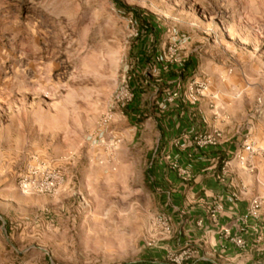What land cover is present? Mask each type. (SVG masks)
<instances>
[{"label": "rangeland", "instance_id": "rangeland-1", "mask_svg": "<svg viewBox=\"0 0 264 264\" xmlns=\"http://www.w3.org/2000/svg\"><path fill=\"white\" fill-rule=\"evenodd\" d=\"M102 128L120 137L113 153L94 143ZM216 129L224 142L196 143ZM246 139L264 149V0H0V264H176L182 250L183 264H264V202L259 219L220 228L229 243L250 227L247 251L179 240L188 224L218 223L234 189L264 201V155L251 173L234 158ZM168 141L189 149L185 164L166 157ZM35 159L64 173L51 194L18 184ZM197 160L213 166L207 189ZM162 213L170 238L152 231Z\"/></svg>", "mask_w": 264, "mask_h": 264}, {"label": "built area", "instance_id": "built-area-1", "mask_svg": "<svg viewBox=\"0 0 264 264\" xmlns=\"http://www.w3.org/2000/svg\"><path fill=\"white\" fill-rule=\"evenodd\" d=\"M122 91L124 96L120 97L119 94L116 96V103L120 106H126L134 96L130 91L128 85H123ZM113 119V114L107 113L103 118V124L108 125ZM205 140H197L196 143L200 146L203 144H213L222 143L225 141L224 135L221 130L216 129L210 135L204 137ZM94 143L100 147L106 148L109 153H113L120 143V137L117 134H113L110 131L108 135L107 128H102L99 133L95 136ZM264 155V149L257 146L255 141L246 139L240 147L235 151L234 158L238 160L241 164V168L247 172H253L256 169V159ZM104 160H100V163H103ZM232 172L231 160L223 161V164L220 168V173L218 178L220 181H224L226 177ZM185 178V177H184ZM64 181V173L61 169L53 167L52 165L39 161L35 159L30 162L26 168L18 176V184L24 192H39V193H48L51 194L58 186ZM242 190H236L230 192L227 196L228 201L231 202L230 205L236 204V201L241 200L243 195ZM263 198L259 195L252 197L249 200V203L246 207V210L241 213L240 221L244 224L253 220L259 219L261 215V209L263 205ZM223 204H217L215 210L213 211L212 216L216 217L218 213L223 209ZM172 216L169 213H162L155 218L154 227L152 231L155 234H162L164 238H170L173 236L174 229L172 224ZM198 225H202V220L198 222ZM246 226V225H245ZM242 234L232 235L230 243L234 245L240 251H247L249 244L248 239L244 232H246V227H242ZM224 232L229 235L231 232L229 229H224ZM225 245V244H224ZM191 257V254L188 253V250H182L178 253L173 261L176 264H183L188 258ZM201 261L197 264H208L207 257H201Z\"/></svg>", "mask_w": 264, "mask_h": 264}, {"label": "crops", "instance_id": "crops-1", "mask_svg": "<svg viewBox=\"0 0 264 264\" xmlns=\"http://www.w3.org/2000/svg\"><path fill=\"white\" fill-rule=\"evenodd\" d=\"M184 120H187V118L183 119V117L180 118H174L173 119V124H172V128L170 129V132L173 133L174 132H179L180 130H184V126L186 125V122ZM175 123V124H174ZM220 148V147H219ZM222 149V148H221ZM183 150V151H181ZM187 151L183 148H177L174 147L171 143V141H168L166 146H165V153H169L166 157L167 158H173L177 157V155L180 154V161L181 164H185V160L187 158ZM233 150L229 149L228 151L222 150V151H215L213 153H209L210 156H214L215 158H220L221 155L226 157V154L228 155L227 157H231L230 154H232ZM214 158V159H215ZM200 159V158H198ZM234 160H231V164H232V171H234ZM205 164H207L206 162L203 161H196V163H194V169H195V175L197 176V178L195 179V181H201L200 184L197 187H200L202 189H207L209 187L210 182L212 181V184L216 183V177L210 179V180H204L203 178H205L207 176V174L205 173V170L212 168V167H205ZM215 166V165H214ZM217 172H220V169H217ZM219 175V174H218ZM217 175V177H218ZM232 173L229 175L231 176ZM169 182L175 183V185H178L179 189H182L183 184L185 183L184 180L182 179H177L175 177L170 176V178L168 179ZM173 183V184H174ZM219 184V183H218ZM213 190H215L216 193H220L222 192L223 188L217 186V188H214ZM201 194H204L203 192H200ZM224 193V192H223ZM204 198V195L202 196ZM201 198V199H203ZM249 197L248 196H243L241 198V201L239 202V204H234L231 208L227 209V211L225 213H223L218 221V223L216 224H208L206 218H203L204 220V224L203 225H191L188 224L187 226H185V236L181 237L179 240L182 242H185L186 239L188 241H194L197 245H200L201 247L207 246L209 247L210 245H215V246H220L223 243H227V245L229 247H235L234 245H232L230 242L228 243L224 237V235H221L222 230L220 229L222 228H227V225L225 222H227L228 217H236L238 214H241L242 212H244L246 210V206L249 203ZM236 207V208H234ZM206 213L203 209H199L198 213H197V217L198 216H205ZM232 231L233 233H243L241 232V230L239 229V227H232ZM221 230V231H220ZM181 233V231H179ZM178 232V233H179ZM246 237L250 240H256L253 234V231L250 230V227L246 230V232H244ZM260 239V237H259ZM176 241L174 240H169L168 243L170 244H174ZM260 245V243L258 244ZM219 249V248H218ZM248 258H251V256L249 255Z\"/></svg>", "mask_w": 264, "mask_h": 264}, {"label": "trees", "instance_id": "trees-1", "mask_svg": "<svg viewBox=\"0 0 264 264\" xmlns=\"http://www.w3.org/2000/svg\"><path fill=\"white\" fill-rule=\"evenodd\" d=\"M117 2H119V1H117Z\"/></svg>", "mask_w": 264, "mask_h": 264}]
</instances>
